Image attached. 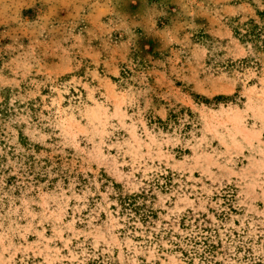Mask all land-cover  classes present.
Wrapping results in <instances>:
<instances>
[{"label": "rangeland", "instance_id": "rangeland-1", "mask_svg": "<svg viewBox=\"0 0 264 264\" xmlns=\"http://www.w3.org/2000/svg\"><path fill=\"white\" fill-rule=\"evenodd\" d=\"M0 264H264V0H0Z\"/></svg>", "mask_w": 264, "mask_h": 264}, {"label": "trees", "instance_id": "trees-1", "mask_svg": "<svg viewBox=\"0 0 264 264\" xmlns=\"http://www.w3.org/2000/svg\"><path fill=\"white\" fill-rule=\"evenodd\" d=\"M218 99H223L222 97L218 98Z\"/></svg>", "mask_w": 264, "mask_h": 264}]
</instances>
